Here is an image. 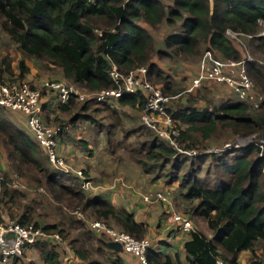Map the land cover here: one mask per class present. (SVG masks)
<instances>
[{
  "label": "trees",
  "instance_id": "16d2710c",
  "mask_svg": "<svg viewBox=\"0 0 264 264\" xmlns=\"http://www.w3.org/2000/svg\"><path fill=\"white\" fill-rule=\"evenodd\" d=\"M259 19L264 20V0H0V30L5 41L20 54L16 75L11 67L10 52L0 54V80L24 77L28 72L25 59H28L36 65L58 69L65 81L84 91H99L116 87L108 74L112 65L122 74L145 66L148 79L162 84L161 89L167 94L170 76L155 59L179 64L187 58H200L203 51L209 49L222 58L238 61L243 53L226 34V30L231 29L245 35V45L253 56L246 61V70L256 91L264 95V36L257 35ZM160 25H166L169 31L158 42L150 30ZM169 92L174 94L176 90ZM144 102L141 93H125L118 98L117 105L120 109L139 110ZM88 103L97 104L74 97L67 103L57 101V112H71L77 107L83 115L76 112L68 122H60L58 116L52 115L53 123L46 114L44 121L64 127L61 137L77 120H92L84 111ZM78 104L83 105L78 107ZM167 110L178 125L179 122L183 125L182 129L177 126L178 142L185 149L204 150L208 140L226 133L228 136L245 137L253 133L257 137L264 136V101L258 108L237 98L217 104L206 101L200 109L186 104ZM1 112L0 145L10 162V173L27 175L43 186L54 201L64 203L65 207H77L83 214L86 212L85 219L101 220L110 226L115 224L136 239L145 238V223L137 222L131 212L114 207L99 195L82 190L81 179L76 175L50 169L36 139ZM144 142L145 152H134L133 156L137 157L133 159L148 174V161L170 165L164 181L179 180L175 196L178 201L170 199L179 212L194 222L183 244V259L178 253L170 255L148 248L147 264H237L238 254L243 250L251 252L250 264L256 261L264 264V252L257 256L255 251L256 243L264 242V155L260 156L257 144L232 148L221 155L200 153L181 158L156 135L150 142ZM210 155L209 166L220 168L219 184L213 186L197 174L202 167L200 163ZM182 166L186 167L183 173L180 172ZM80 170L88 179L87 172ZM21 197L6 182L0 183V206L9 219L21 225L40 227L47 234L66 237L61 224L42 226L34 221L30 207L22 204ZM2 219L0 215V222ZM78 219L70 221V229L78 230L70 242L78 259L87 264H104L96 259L88 260L89 253H95L106 264H124L119 253L108 248L105 236L97 235L84 220ZM197 219L203 220L210 235L197 227ZM48 238L39 239L27 249L35 246L46 264H62L59 252L46 246Z\"/></svg>",
  "mask_w": 264,
  "mask_h": 264
},
{
  "label": "built area",
  "instance_id": "2783aa9c",
  "mask_svg": "<svg viewBox=\"0 0 264 264\" xmlns=\"http://www.w3.org/2000/svg\"><path fill=\"white\" fill-rule=\"evenodd\" d=\"M258 25L260 30L257 35L264 36V20L259 19ZM226 34L230 39L237 40L243 45V41H239V38L245 35L231 29H227ZM246 37L252 36L246 35ZM250 60L252 58L248 53L236 61L222 58L213 51L205 49L197 63L195 75L190 79L185 91L193 92L206 82L222 83L229 87L239 100L249 102L253 108H258L264 101V95L256 91L246 70V61ZM108 74L116 87L99 91H84L76 84L55 78L41 80L37 85L23 78L0 80V107L19 112L24 116L28 131L38 142L52 169L79 177L82 190L95 194L104 188L112 187L114 183L105 187L98 182L87 179L80 169L74 168L59 154L60 132L64 127L59 124L47 123L43 118L46 112L45 100L50 95H54L53 97L57 98L60 103H67L71 97H74L79 101L108 104L113 102V106L119 108L117 100L120 96L125 93H141L145 101L140 113L142 127L173 148L180 157L190 158L198 156L200 153L221 155L229 149L244 147L250 143L257 144L260 156L264 155V136L257 137L255 133L245 137H237L221 146H212L201 151L196 148L185 149L181 147L178 142L179 128L167 110V104L175 96L165 94L159 85L152 83L148 79L145 66L137 67L127 74H122L112 65ZM115 180L119 183L122 182L121 178ZM143 199L150 203L164 204L167 209L165 219L180 232L188 234L193 230L191 220L185 214L173 209L172 201L166 194L156 192L151 196H143ZM75 212L78 214V218L84 220L88 228L94 233L105 236L108 241L117 242L124 253L131 254L141 264H147L146 251L151 248V241L148 238L136 239L127 232L107 225L101 220L85 219L81 212ZM47 237L55 241L61 240L58 233L47 234L42 228L34 227L32 224L21 225L16 220L0 222V262L4 263L20 257L28 246ZM218 263L221 264V262ZM253 264L261 263L256 261Z\"/></svg>",
  "mask_w": 264,
  "mask_h": 264
},
{
  "label": "rangeland",
  "instance_id": "374dc122",
  "mask_svg": "<svg viewBox=\"0 0 264 264\" xmlns=\"http://www.w3.org/2000/svg\"><path fill=\"white\" fill-rule=\"evenodd\" d=\"M152 36L155 41L162 40V37L168 33L169 29L166 25H160L157 28H152L151 30ZM5 35L0 30V54H6L8 51L10 52V57L12 59V67L16 70L17 68V62L20 59L18 56V53H16L13 49V46H10L7 41H5ZM233 44L240 50V53L242 55L248 53L249 49L248 45L244 47L245 40L241 36L239 38V41H243V45H241L237 40L231 39ZM238 42V43H237ZM246 48V51H245ZM9 54V53H8ZM251 58L253 59V56L249 54ZM156 56V55H155ZM157 58V56H156ZM158 64L161 65V69L164 71V73L168 74L170 76V85H169V91L175 89L176 92L173 94L168 91L167 94H171L170 96H175L173 99L170 100V102L167 104V108L169 110H175L178 106L188 105V106H196L197 109L203 108L206 104V101H210L211 103L217 104L222 101H224L227 98H232L229 87H227L224 84H204L201 87L197 88L193 92H186V88L188 87V84L190 83V79L195 75V69L197 68V63L199 61V58L193 59V58H187L186 60H182L181 63L177 64L174 63L168 59H155ZM31 62L34 67H36L39 71L38 74H45V78L41 79H48V78H55L60 79L65 82V79L61 75H55L56 72H59L58 69L46 67L45 64H39L36 65L33 63V61L25 59V62ZM264 65V62H262ZM17 72V70H16ZM18 73H15V75ZM39 76L36 74L33 77H22L23 79L30 80L32 84H38L39 81H37V78ZM7 78V76H6ZM68 82V81H66ZM162 88V84H158ZM214 89V92L216 93V96H213L215 98H210L208 90L212 91ZM54 95H50L47 100H45V103L48 104L49 107L57 108V98L53 97ZM189 98H193V100L189 101ZM236 99V98H235ZM83 104H78V107H81ZM88 108L85 109V114H88L92 120L89 119H83L84 121H88L89 125L86 124V126H83V123H80V130H84L87 132L91 128L92 133L90 137V141L95 145V157L96 159L101 162L102 160L106 161L107 158L111 159L110 161H116L117 163L123 162L125 160H129V162H135L133 158L136 159L137 156H133L134 152H137L141 150V152H145L146 145L145 140L150 142V140L154 139V135L144 129L140 122V113L141 109H129L124 108V110L120 109L118 110L113 106V102L111 104L108 103H88ZM131 110L130 112H126V110ZM3 113V115L7 116L11 121H13L15 124L19 126H23V123L25 121V118L22 114L19 112H14L7 109L0 108ZM209 110H211V107H209ZM83 111V112H84ZM79 112L80 115H83L81 113L82 111L79 108H73L71 112H54L53 114H49L48 116L51 120L49 122H53L52 120L53 116L56 115L58 121L62 122H68L69 119H71L72 116H75V113ZM53 115V116H52ZM79 116V115H78ZM82 119V118H81ZM51 123V124H53ZM85 125V124H84ZM176 125L179 126L180 129L183 128V125L179 122H176ZM26 121H25V127H26ZM90 127V128H89ZM75 127L71 126L67 128V132H70L73 134V130ZM28 129V128H27ZM65 130V131H66ZM76 130V129H75ZM79 130V131H80ZM31 135L30 132H28ZM226 134H222L216 137V139H210L208 140V145L204 147L203 149L210 148L212 146H221L224 143L228 142V140H235L237 137H241L240 135H230L228 136ZM227 138V139H226ZM93 152V153H94ZM212 154V153H208ZM111 157V158H110ZM229 157V156H228ZM227 157V158H228ZM180 158V157H179ZM182 158V157H181ZM180 158V159H181ZM212 157L206 156L203 161L200 163V166H202L198 171L197 174L199 177L205 179L207 183L211 186L218 185L219 181L217 178V173H220V168L216 165H210ZM137 163V162H136ZM198 163V160L195 161V165ZM143 164V163H141ZM188 164V162H187ZM49 166L50 169H52L49 162L46 164ZM140 165V164H139ZM146 166L150 170V176H158L159 179L165 180L166 176L165 174L168 173L170 165L167 164L166 166L156 165L152 164V162H147ZM197 166V165H196ZM195 166V167H196ZM142 168V165H140ZM53 170V169H52ZM186 167L182 166L180 168V172H185ZM5 174H8L7 176ZM116 178H121L122 182L119 183V181H116ZM106 183L99 182L103 186H108L110 184L114 185L109 188H104L101 191H111L118 188V185L120 184L121 187H126L127 182L122 176L117 175L113 179L106 180ZM109 181V182H108ZM6 182L9 188L17 190L20 195L22 196V204H26L30 207L32 216L34 218V221H37L40 225L45 224H61L60 228L64 231V235L66 237L61 236V240L55 241L50 238H48L46 242V246L48 248L55 249L59 252L60 256V262L62 264H85L86 261H82L78 259L74 252L72 251L70 242L74 238L75 234L78 230L70 229V221L72 219H78V214L75 211L82 212L80 209L77 210V207H65L62 203H58L54 201L50 197V193L41 185L37 184L36 182L32 181L30 177L27 175L25 176H19L14 173H10V162L7 159L6 151L5 149L0 145V183ZM108 183V184H107ZM175 183L177 184L175 186V190L173 191L174 194L177 196L178 190H179V180H175ZM156 192H162L166 194L169 198L171 196H175L173 192L170 194L167 192V190H160V191H143L140 192V201L146 206L150 207L151 205H157L162 204L158 202H147L143 199V196H151L152 194ZM175 198V197H174ZM173 198V199H174ZM176 199V198H175ZM174 199V200H175ZM178 201V199L175 200V203ZM65 205V204H64ZM165 206L164 204H162ZM173 209L178 211L179 209H176L175 206L172 203ZM0 215L3 218L2 222L8 221V220H14L9 219L8 214L4 208L0 206ZM83 216H86L87 213H82ZM163 218V216H162ZM79 220V219H78ZM193 221V220H192ZM202 219H197L198 227L203 229L206 234H211L209 231L205 230L204 227H201ZM33 222V221H32ZM194 223V222H193ZM192 223V224H193ZM203 224V222H202ZM111 226L118 228L115 224H111ZM174 226V225H173ZM148 238V237H145ZM77 244V243H76ZM97 245L96 243H94ZM78 245V244H77ZM94 245V246H95ZM255 251L257 256L264 252V242L259 241L255 245ZM39 253V252H38ZM250 257H251V252ZM89 253L88 260L90 259H96L100 262H103L106 264L104 259L100 257L99 255L93 253ZM35 255V254H34ZM37 255V254H36ZM35 255V256H36ZM27 256L25 253H23L19 258L13 259L12 264H38L39 259L35 260L33 256H31V261L26 259ZM87 264V263H86ZM250 264V261L248 260V263Z\"/></svg>",
  "mask_w": 264,
  "mask_h": 264
},
{
  "label": "crops",
  "instance_id": "0c3cea01",
  "mask_svg": "<svg viewBox=\"0 0 264 264\" xmlns=\"http://www.w3.org/2000/svg\"><path fill=\"white\" fill-rule=\"evenodd\" d=\"M18 56L20 58L19 53ZM25 64L28 67V72L25 74V76L31 78L37 74L39 76L37 78V81L45 78V74H38L39 70L34 67L31 62L26 61ZM159 67H161L160 64ZM12 69L14 73H18L17 68V72L13 67ZM55 75H61L60 71L56 72ZM206 84L210 85L221 83L207 82ZM208 93L211 98L217 97L214 89H212V91L208 90ZM230 93L232 98L227 99H237V97L232 93L231 90ZM45 104L46 112L44 113V118L48 113L53 114L54 112H57L54 106L49 107L47 103ZM117 109L120 110V107ZM130 111L131 110H126V112ZM80 123H83V126H86V124L89 125L88 121L77 120L73 126L75 128H71L73 130V134L67 132L66 130L61 136L58 144L59 154L63 156L68 163L72 164L73 167L85 170L87 172L88 179H91L95 182L106 183V180L113 179L117 175L122 176L127 182L128 188H123L119 184L117 189L111 191H99L95 194L99 195L103 199L110 201L114 207L118 209H125L126 211L131 212L137 222L145 223L147 230L145 237H148V239L151 241V248L153 250L170 255L178 253L180 258L183 259V244L185 240L188 239L189 235L180 232L177 228H175V226L167 222V220L165 219L166 206H163L162 204H155L151 205L150 207H146L139 199V195L141 194L140 192H142V190L147 192L167 190V192L169 191L168 193L171 196V192L176 189L175 186L177 184L175 183V181H173V183H166L159 178H153L148 173H144L140 165L133 161L129 162V160H125L123 162L117 163L116 161H110L112 159L110 157L111 159L107 158L106 161L102 160L101 162H99V160L96 159L94 155L95 145L90 141L92 139H90V137L93 129L91 128L87 132H85L83 129L80 130ZM23 126V128L26 129L27 132H29L27 126L25 127V121L23 123ZM175 196L172 195V199ZM201 227H204V224H202V222ZM249 252L250 251L248 250L239 252L237 264H247L248 260L250 259ZM24 253L27 256V260L31 261L30 257L33 256L35 257V260L39 259L38 264H46L40 257L35 246L29 247L25 250ZM34 254L37 255L35 256ZM119 255L124 264H141L131 254L119 252ZM0 264H12V260L4 263L0 262Z\"/></svg>",
  "mask_w": 264,
  "mask_h": 264
},
{
  "label": "water",
  "instance_id": "95a60500",
  "mask_svg": "<svg viewBox=\"0 0 264 264\" xmlns=\"http://www.w3.org/2000/svg\"><path fill=\"white\" fill-rule=\"evenodd\" d=\"M107 246L109 249H111L115 253L122 252V248H121L120 244H118L117 242L108 241Z\"/></svg>",
  "mask_w": 264,
  "mask_h": 264
}]
</instances>
